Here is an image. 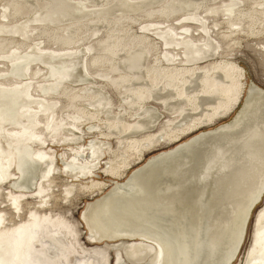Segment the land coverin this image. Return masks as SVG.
<instances>
[{
    "label": "bare ground",
    "instance_id": "bare-ground-1",
    "mask_svg": "<svg viewBox=\"0 0 264 264\" xmlns=\"http://www.w3.org/2000/svg\"><path fill=\"white\" fill-rule=\"evenodd\" d=\"M0 2V264H109L111 248L135 264L234 259L264 194V88L232 51L262 37L264 55V0ZM98 172H127L79 214L104 247L38 211L54 176L66 195L98 193ZM28 196L40 199L8 222L1 207ZM257 215L244 264H264V205Z\"/></svg>",
    "mask_w": 264,
    "mask_h": 264
},
{
    "label": "rangeland",
    "instance_id": "rangeland-1",
    "mask_svg": "<svg viewBox=\"0 0 264 264\" xmlns=\"http://www.w3.org/2000/svg\"><path fill=\"white\" fill-rule=\"evenodd\" d=\"M1 4L2 2H0V9H1ZM144 18L141 19H137L136 22H133L131 24H129V26H124L125 28L127 27V29H129L130 31H135L137 29H139L140 25H138V23H140ZM156 20H159L156 19ZM99 35V34H98ZM242 40L240 42V44L234 48V50L232 51L234 57H235V61L241 66L243 67V69L246 71V77L247 80L250 79L252 81H254L256 84H258L259 86L264 88V55L263 52L257 48H255L254 46L259 45L260 41L263 40L262 37H255V38H251V37H244L241 36ZM264 37V36H263ZM31 39H29L28 43H34L37 42L38 40H36L38 37H36L35 35H32L30 37ZM32 38H35L34 40ZM39 40H43L42 38H40ZM80 49H82V47H78L77 51L80 52ZM12 51V49H9V52ZM236 53V55H235ZM9 54V53H8ZM238 55V56H237ZM40 67H42L44 69V67L46 68V66L43 67V64L39 63ZM45 71H47L46 73H48V70L45 69ZM46 73L44 72V75H46ZM115 96L113 97V101H115ZM230 117V116H229ZM229 117L225 118L228 119ZM224 118L221 119L220 121H217L216 124L222 122L225 120ZM211 127V126H210ZM205 128H209V127H205ZM203 129V128H202ZM196 132V131H195ZM194 132V133H195ZM193 134V133H192ZM191 134L186 135L184 138H187L188 136H190ZM181 139V140H182ZM86 140H89V137H85L82 141H80L81 145H85L86 144ZM175 144V143H174ZM173 144L167 145V146H163L160 148H156V149H151L148 150L144 156V158L141 160L143 161L145 158H147L148 156H150L151 154L159 151V150H163L166 148H169L170 146H172ZM113 146V142L112 145ZM56 149V156H57V164L60 168H62V165H60V159L58 157H60V153H62L61 151V147L59 148L58 146L53 147ZM117 156V153L113 154L111 158H113V160L115 159V157ZM105 157L102 156L100 158V160H102ZM70 159V156H69ZM68 159V160H69ZM140 161V162H141ZM140 162H136L132 165V167L130 169H132L133 167L139 165ZM64 169V167H63ZM129 169V170H130ZM128 170V171H129ZM127 171V172H128ZM97 172V171H96ZM126 172V173H127ZM125 173V175H126ZM30 174H26V176H24V179L29 178ZM97 175H99L97 178H95L96 180H102L104 182H106L108 185L102 189L101 192H93V193H89V192H84V193H80V192H76L77 190L72 189V191L66 195V192L63 190L64 189V179H68V176L64 175L63 173H60L59 176H54V183L55 187H54V191L52 193V195H50L49 197V204L48 206H43L40 209H38L39 212H47L50 214H61L64 215L65 218L71 223V224H78V228L80 230V241L81 244L85 243V245L87 246H92L94 244L97 245H101V247H104L105 244V240H100V241H93L90 240L88 237L90 235L89 233V229L87 231V228L83 226V224L80 222L79 220V214L81 213V218L82 221L84 220V213L86 211L85 206L91 202V200L96 199L99 195L101 196L102 193H104V191H106L107 188H109L111 186L110 181L108 182V179H112V180H118L120 181L121 179H123L125 177V175L122 178L119 179H114L108 176L103 175V173L98 172ZM66 182V181H65ZM4 186L2 187V192L4 190ZM2 198V197H1ZM40 199L39 196L37 197H30L28 196V200H24L22 201V207L21 209L18 210V212H16L13 207L11 206L9 208V206H5V207H1L4 212H6V217H8V222H16L18 220H21L23 218H25L28 214L29 209L34 206V204ZM88 201V202H87ZM33 202V203H32ZM87 202V204H85ZM264 205V194L262 196V198L257 202V204L253 207L252 211H251V218H250V223L248 224L247 228H246V234L245 237L242 241V244L238 250V253L236 254L235 258L232 259L228 264H244V261L246 259V254L248 251V248L250 246L251 243V237H252V232L253 229L256 225V222L258 220L259 215L258 212L259 210H261V208ZM7 207V208H6ZM49 207V208H48ZM85 209V210H84ZM82 210V211H81ZM11 220V221H10ZM85 223V221H83ZM88 233H87V232ZM88 240V241H87ZM130 241V240H128ZM93 242V243H91ZM117 242H113V243H109V246H112L114 244H116ZM84 245V244H83ZM108 252H110V255L108 257V261L110 262L109 264H116V262H118V260L124 263L122 264H135V262L132 261H127L126 257L124 256L122 251L116 250L114 248H111L110 250L107 249ZM153 257V253L145 256L143 258V260L140 263H136V264H149V262L152 260ZM120 258V259H119ZM150 259V260H149ZM148 261V262H147Z\"/></svg>",
    "mask_w": 264,
    "mask_h": 264
},
{
    "label": "water",
    "instance_id": "water-1",
    "mask_svg": "<svg viewBox=\"0 0 264 264\" xmlns=\"http://www.w3.org/2000/svg\"><path fill=\"white\" fill-rule=\"evenodd\" d=\"M259 198H260V196L258 197V199H259ZM258 199H257V200H258ZM248 216H249V214H248ZM247 222H248V217H247V219H246V221H245V225H244V229H243V231L246 230Z\"/></svg>",
    "mask_w": 264,
    "mask_h": 264
}]
</instances>
